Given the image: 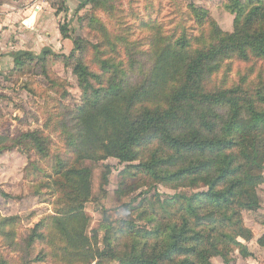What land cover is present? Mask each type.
<instances>
[{
	"label": "trees",
	"instance_id": "1",
	"mask_svg": "<svg viewBox=\"0 0 264 264\" xmlns=\"http://www.w3.org/2000/svg\"><path fill=\"white\" fill-rule=\"evenodd\" d=\"M107 1L82 0L75 11ZM223 8L234 16L232 33L222 32L207 10L193 4L188 9L197 24L207 25V35L167 34L155 22L143 23L151 32L147 70L134 59L140 44L110 36L94 15L86 25L99 35L97 45L59 27L73 45L68 59L75 58L72 74L81 94L80 104L68 110L71 123H58L69 158L50 156L49 141L38 132L0 136V155L26 148L52 161L43 189L56 194L54 210L26 230V250H37L22 264H212L215 258L229 264L236 252L252 256L247 244L254 233L242 213L259 209L264 184V77L254 86L245 75L231 86L209 88L208 81L229 60L264 64V0H227ZM118 45L129 57L127 67L104 56L103 48L116 54ZM90 48L97 72L83 60ZM47 55L57 57L45 49L38 56L16 52L13 70L35 60L48 77ZM108 159L125 165L123 186L133 178L192 193L177 192L160 211L145 201L134 207L122 189L118 202L106 203L102 194L113 171ZM40 193L37 188L34 197ZM12 199L0 195L3 205ZM88 203L99 210L87 212ZM121 209L126 219L119 218ZM20 217L0 215V238L8 247L15 245ZM256 244L264 249V232ZM11 261L0 254V264Z\"/></svg>",
	"mask_w": 264,
	"mask_h": 264
},
{
	"label": "rangeland",
	"instance_id": "2",
	"mask_svg": "<svg viewBox=\"0 0 264 264\" xmlns=\"http://www.w3.org/2000/svg\"><path fill=\"white\" fill-rule=\"evenodd\" d=\"M36 1L37 4L48 3L45 8L51 7L53 10L51 14L55 16V25H51L42 33L45 35L44 37L48 38L46 43L38 42L34 49L31 48L34 51L20 49L18 52H31L34 56H38L45 49L50 50L57 57L47 55L48 77L42 75V68L35 60L31 62L32 65L25 66L21 71L13 70L12 58L0 61V136L12 139L23 133L38 132L48 139V150L52 157L60 155L64 157L67 154L66 144L63 136L60 135L61 130L58 128V123L66 121L70 124L68 110L76 108L81 101L77 79L72 74L75 58L68 59L73 45L71 42H68L67 46L62 45L59 39H55L56 27L59 29V27L65 26L67 34L70 36L74 37L79 34L89 45H97L100 42L99 35L90 31L86 25L87 17L94 15L110 36H121L128 43L140 44L134 59L141 62L146 70L151 64L147 46L151 32L143 28V23L155 22L161 25L167 34L179 33L184 30L192 38L201 33L207 35V25L197 24L188 9V6L193 4L207 10L209 17L214 20L222 32L232 33L233 31L234 16L224 11L223 8L227 0H109L101 4L98 9L93 10L91 6H87L77 13L75 10L82 0H74V3L69 6L65 0ZM109 4L112 9H109ZM39 5L42 8V4ZM12 36L13 34L10 36L7 34V39H4L6 49L1 47L3 50L9 51L10 54L17 52L10 49V47H14L12 44L15 43ZM117 48L116 54L110 53L108 48H103L104 56L121 60L124 67H127L129 57L124 46L118 45ZM92 57L93 50L90 48L83 55V60L92 72H97L98 69ZM253 63L250 65V63H240L236 60L226 61L222 70L208 81V87L231 86L238 82L239 76L243 75L249 76L250 86H254L258 77H264V64ZM130 79L135 81L134 76ZM24 153L30 158L29 160ZM64 158H69V156ZM105 163L109 164L113 170L108 178L109 182L104 189V194H102V199L106 203L118 202L122 189L129 200L134 199V207L145 201L144 205L149 207L153 205L156 210L160 211L161 204L177 192L188 195L192 193L191 190L169 189L151 181H134L133 178L125 179L123 186L120 184L119 174L124 170L125 165L118 163L115 159H108ZM51 164V159L40 160L30 149L26 148L23 152L21 149L15 148L0 155V195L6 193L16 198L7 200L5 205L0 203V215L5 217L21 216L20 221L16 222L15 245L8 247L5 244L7 243L6 239L0 238V254L12 260L11 264H22L23 260H28L31 257L30 254L37 250V247H34L33 251L26 250L23 244L24 237L27 236L26 230L32 227L41 216L50 215L54 210L52 203L56 194H51L48 189H43L47 183L44 176L50 173ZM34 167L37 169L35 170ZM40 182L41 185H38ZM37 188L41 191L40 198L34 197V191ZM156 195L159 203L154 198ZM258 196L260 199L259 209L242 213L244 225H251L252 229L247 228L254 232H259L264 217V187L262 185L258 189ZM85 209L87 212L93 213L99 210V206L88 203ZM31 213L36 214L33 221L28 220ZM118 213L120 219L127 218L123 209ZM215 260L216 258L212 259V262Z\"/></svg>",
	"mask_w": 264,
	"mask_h": 264
},
{
	"label": "crops",
	"instance_id": "3",
	"mask_svg": "<svg viewBox=\"0 0 264 264\" xmlns=\"http://www.w3.org/2000/svg\"><path fill=\"white\" fill-rule=\"evenodd\" d=\"M65 1L68 6L74 3V0ZM36 2V0H0V56H3V58H0L1 62L2 60H11V56L13 55L12 53L10 54L9 51L1 48L4 47V49H6V42L4 39H7V34H9V36L13 34L12 37L15 43L12 44L14 47H10V49L12 51L16 50L17 52L20 49L34 51L32 49H34L38 42L46 43L48 40V38L44 37L45 35L42 33L54 24L55 16L54 14H51L53 13L51 7H48V9L45 8V6H48L47 2L39 3L42 4L43 11L40 5L37 4L38 2ZM36 6L40 7L39 11L35 9ZM25 21L26 24L24 25ZM55 31V39H59L62 45H69L68 42L71 41L66 38L63 39L57 27ZM49 43H51L50 40ZM262 187H264V184ZM262 212L263 211L261 210V213ZM3 217L5 216L3 215ZM246 227L252 229L251 225H246ZM263 232V226L260 228L259 232L253 231L254 239L247 244L248 252L252 254L251 257L242 258L236 252L231 257L232 260L229 264H264V249L259 248L256 244V240ZM212 264L224 263L221 259L216 258Z\"/></svg>",
	"mask_w": 264,
	"mask_h": 264
},
{
	"label": "built area",
	"instance_id": "4",
	"mask_svg": "<svg viewBox=\"0 0 264 264\" xmlns=\"http://www.w3.org/2000/svg\"><path fill=\"white\" fill-rule=\"evenodd\" d=\"M35 9H36L37 11H39L40 7H39V6H36Z\"/></svg>",
	"mask_w": 264,
	"mask_h": 264
},
{
	"label": "water",
	"instance_id": "5",
	"mask_svg": "<svg viewBox=\"0 0 264 264\" xmlns=\"http://www.w3.org/2000/svg\"><path fill=\"white\" fill-rule=\"evenodd\" d=\"M26 24V21L24 22V25Z\"/></svg>",
	"mask_w": 264,
	"mask_h": 264
}]
</instances>
